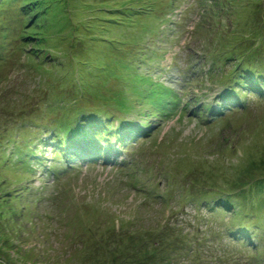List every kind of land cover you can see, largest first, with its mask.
Returning <instances> with one entry per match:
<instances>
[{"label": "rangeland", "instance_id": "obj_1", "mask_svg": "<svg viewBox=\"0 0 264 264\" xmlns=\"http://www.w3.org/2000/svg\"><path fill=\"white\" fill-rule=\"evenodd\" d=\"M17 2L31 23L10 40L35 27L42 54L26 38L0 60V264H264V95L202 120L242 97L238 70L264 74V0ZM185 84L202 119L172 112ZM101 120L144 127L126 170L75 156L53 174L55 131Z\"/></svg>", "mask_w": 264, "mask_h": 264}, {"label": "trees", "instance_id": "obj_2", "mask_svg": "<svg viewBox=\"0 0 264 264\" xmlns=\"http://www.w3.org/2000/svg\"><path fill=\"white\" fill-rule=\"evenodd\" d=\"M17 2V0H0V60H3V59H6L4 57V54L6 52H8V49L9 47L12 48L13 44H17L19 42H22V41H25V39L27 38L26 37V33H29V32H32V31H38L39 30H36L35 27H33V29L31 31H26L24 32L20 37H17L16 39H14L13 41H11L10 39H12V37H15L18 33H19V30L21 28H24L26 27L27 24L31 23L29 21H26L25 23L22 22V17L19 18V14H24L26 16H29V12H31L30 8L31 6L30 5H25V9L22 10L21 8L19 7H15L13 10L9 9L13 3ZM19 2V0H18ZM17 2V3H18ZM28 12V13H26ZM13 13H16L13 15ZM22 14V15H23ZM5 17H2L4 16ZM23 15V16H24ZM34 14L31 15V17L33 16ZM41 15L45 16L43 13H41ZM47 17V16H46ZM32 19V18H31ZM50 19L48 18V20L46 22H44V24L47 26L48 30L51 32L50 33V37L48 39H52V34H57L59 32V30H57L54 26L53 28L51 27V25L49 24V21ZM33 24V23H32ZM23 25V26H22ZM42 28V27H41ZM40 28V29H41ZM10 31H14V34L13 35H9ZM33 34H36V33H33ZM27 40H29L27 38ZM33 40L36 42L34 43L33 46H36L37 45V41L40 40V37L37 39V37L33 36ZM15 42V43H13ZM29 46H32L31 43H30V40L28 42ZM32 46V49H33V54L36 53V49L35 47ZM49 47H50V44L48 45L47 43H41L40 45V48H44L47 52H49ZM6 50V52H4ZM39 52V51H38ZM40 56H37L36 54V62H37V59L39 60L40 57H41V54L42 52H39ZM44 55V54H43ZM38 66H43L44 67V64H42L41 62L38 63ZM231 94H233V92H231ZM180 103H177V106L179 105ZM64 115L62 117H65L63 119H61L59 122H62V121H67V119L71 118L73 116V113L71 114V111H69L68 109L63 113ZM80 114H82V116H85V111H80ZM82 122H85L84 120H79L78 122V126H82L80 123ZM77 124V123H76ZM75 125H72V126H69V127H64L63 129H61L60 131H55V135L59 138V139H62V137H66L68 136V138L66 137L65 139H63V142L67 141H76L80 138H76L73 136L74 133H80L81 134V130H79L77 128V126ZM54 129H60L58 127H54ZM231 233V232H230ZM237 235H239L238 233L236 234V237ZM241 238V237H240ZM239 238V240H241Z\"/></svg>", "mask_w": 264, "mask_h": 264}, {"label": "bare ground", "instance_id": "obj_3", "mask_svg": "<svg viewBox=\"0 0 264 264\" xmlns=\"http://www.w3.org/2000/svg\"><path fill=\"white\" fill-rule=\"evenodd\" d=\"M178 106H180V104ZM113 160H115V159H113Z\"/></svg>", "mask_w": 264, "mask_h": 264}]
</instances>
